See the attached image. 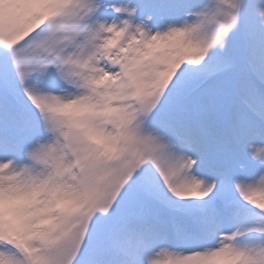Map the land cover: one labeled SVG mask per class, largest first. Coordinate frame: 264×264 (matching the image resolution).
Wrapping results in <instances>:
<instances>
[{
  "label": "snow or ice",
  "instance_id": "obj_1",
  "mask_svg": "<svg viewBox=\"0 0 264 264\" xmlns=\"http://www.w3.org/2000/svg\"><path fill=\"white\" fill-rule=\"evenodd\" d=\"M0 264H264V0H0Z\"/></svg>",
  "mask_w": 264,
  "mask_h": 264
}]
</instances>
